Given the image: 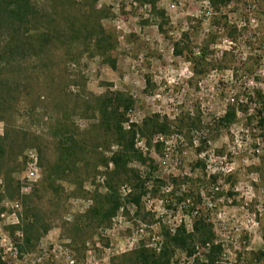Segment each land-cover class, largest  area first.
I'll list each match as a JSON object with an SVG mask.
<instances>
[{
  "label": "rangeland",
  "instance_id": "1",
  "mask_svg": "<svg viewBox=\"0 0 264 264\" xmlns=\"http://www.w3.org/2000/svg\"><path fill=\"white\" fill-rule=\"evenodd\" d=\"M65 1L28 0L14 23L16 42L34 27L31 39L50 29L51 43L41 55L25 45L2 70L19 89L0 113V138L7 134L0 154L3 264H130L126 256L141 243L159 247L161 228L191 233L200 217L223 248L216 264H264V111L254 96L264 95V0ZM92 9L93 24L114 47L107 56L88 32L64 31ZM5 17L0 2V53L11 39ZM176 43L183 56H175ZM188 51L203 52L201 73ZM112 92L135 102L129 123L153 114L183 122L149 141L137 135L145 163L129 166L146 182L139 215L128 202L132 186L118 182L122 207L97 226L83 215L108 192L113 165L100 159L118 147L107 145L96 119L83 116L86 102ZM229 110L232 124L217 125ZM61 123L84 141L85 153L50 176ZM156 180L163 185L153 197ZM170 264L195 262L179 250Z\"/></svg>",
  "mask_w": 264,
  "mask_h": 264
},
{
  "label": "trees",
  "instance_id": "2",
  "mask_svg": "<svg viewBox=\"0 0 264 264\" xmlns=\"http://www.w3.org/2000/svg\"><path fill=\"white\" fill-rule=\"evenodd\" d=\"M225 1L228 0H210V3L216 5L219 2ZM0 2L3 5V11L6 15L5 19L7 20L5 22L9 24L11 35V39L3 46L0 53V62H2V64L0 63V113H4L6 112V104L16 100V97H18L19 89L11 79L3 77L2 70L4 71L12 61H15L14 55L18 52L21 53L25 45L35 49L40 55L43 54L51 43L53 31L45 29L33 40L28 34L31 30L37 32L38 29L30 27L26 30L25 41L17 43L14 37L17 32L14 28V23L16 19H21V16L27 11L29 2L28 0H0ZM66 4L70 5L71 2L69 0L63 2L64 6ZM64 9L63 7L62 14H64ZM93 9L91 10L92 12L83 14L82 18H73L68 26L69 29L66 27L64 31H68V33L70 31L76 32L77 30L88 32L94 38L95 49L102 55L107 56L114 47L110 42L107 31L98 22L93 24ZM26 25L28 27V24ZM65 34L66 32H64ZM184 50L185 48L179 43L173 46L175 56H183ZM202 53L196 56L191 51H188L187 54L189 55L187 59L193 64L194 71L197 74L201 73L198 71V67L200 66L201 59H204V54ZM63 93L66 94L64 91ZM254 96L261 107L260 109L264 111V95L261 92H256ZM89 101L92 102V100ZM93 101L91 104L86 102V110L83 117L96 119L97 127L105 135L104 141L107 145L113 142L118 147V150L109 160L104 157L100 159V163L105 166H108L109 162L113 165L109 173V181L107 182L108 192L102 196H98L95 204L83 215V218L87 222L100 226L107 224L122 207L117 196L116 183L118 182L128 183L132 186L133 190L128 194V202L136 207V215H139L142 198L147 194L145 188L146 182L129 166L134 161L145 163V160L135 148L137 135L149 141L156 135L171 134L173 132L172 127L181 130L180 124L183 120L171 123L166 117L153 114L146 116L140 124L129 123L126 114L134 107L135 102L132 98L121 92L108 93L95 98ZM234 117L233 111L229 110L216 123L224 128H228L232 124ZM125 124H128L127 129L124 128ZM56 133L61 138L58 157L59 164H55L54 170L50 172V176H53L57 172L64 173L70 167L69 165H75L76 162L81 161L78 156L85 153L84 141H81L79 144L65 123H61ZM5 138H7V134L0 138V154L3 153V141ZM155 182L156 184L150 190V194L153 197L157 195L158 188L163 185V182L160 180H156ZM161 239L162 241L157 249L141 243L137 249L126 256V259L130 261V264H170L177 251L180 250L185 252L188 258L193 259L195 264H216L220 261L223 253L221 244L215 242V234L212 227L205 222L203 217L194 220L191 233L180 227L172 235L169 231L161 228ZM26 241L29 242L27 234ZM0 264H3L1 255Z\"/></svg>",
  "mask_w": 264,
  "mask_h": 264
},
{
  "label": "built area",
  "instance_id": "3",
  "mask_svg": "<svg viewBox=\"0 0 264 264\" xmlns=\"http://www.w3.org/2000/svg\"><path fill=\"white\" fill-rule=\"evenodd\" d=\"M36 164V158H33V163H32V165H35ZM33 174V173H32ZM31 174V175H32ZM17 207V206H16Z\"/></svg>",
  "mask_w": 264,
  "mask_h": 264
}]
</instances>
